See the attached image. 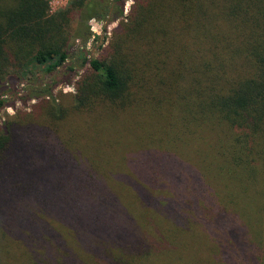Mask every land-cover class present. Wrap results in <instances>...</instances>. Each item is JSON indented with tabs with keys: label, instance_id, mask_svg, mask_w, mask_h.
Returning a JSON list of instances; mask_svg holds the SVG:
<instances>
[{
	"label": "trees",
	"instance_id": "16d2710c",
	"mask_svg": "<svg viewBox=\"0 0 264 264\" xmlns=\"http://www.w3.org/2000/svg\"><path fill=\"white\" fill-rule=\"evenodd\" d=\"M124 6L0 0V264H264V0Z\"/></svg>",
	"mask_w": 264,
	"mask_h": 264
},
{
	"label": "rangeland",
	"instance_id": "374dc122",
	"mask_svg": "<svg viewBox=\"0 0 264 264\" xmlns=\"http://www.w3.org/2000/svg\"><path fill=\"white\" fill-rule=\"evenodd\" d=\"M69 0H50V5L52 10H56L58 8L64 7L67 5ZM107 24V23H106ZM116 25V22H113L111 24L108 25L107 30L109 33H107L108 36H110L112 29L114 28V26ZM98 33L95 34H100V36H103V32L101 31V27L97 29ZM94 33V32H93ZM78 40H76L77 43ZM89 45V50H90V54L92 55H96L98 53L97 51V46L99 45V42H97L96 44H94V42H90L88 43ZM74 91L72 86H66V87H57L54 90V93L58 92H62V93H72ZM13 104L12 106H2L0 107V125L2 123H4V120L7 117H13L15 113H17L18 111H23V112H29L31 110V105L36 101V100H32L29 99L26 102L25 101H21L20 99H11ZM7 100L5 102V104H7ZM131 139V137L129 138ZM115 149L117 150V155H116V159L120 160V155L122 153L121 148H123V144L119 143L117 146H114ZM121 147V148H120ZM125 148V147H124Z\"/></svg>",
	"mask_w": 264,
	"mask_h": 264
},
{
	"label": "built area",
	"instance_id": "2783aa9c",
	"mask_svg": "<svg viewBox=\"0 0 264 264\" xmlns=\"http://www.w3.org/2000/svg\"><path fill=\"white\" fill-rule=\"evenodd\" d=\"M131 3L132 0H125L124 13H127ZM89 26L94 34L98 33L97 29L101 27L100 23L98 21H95L94 19H91L89 21Z\"/></svg>",
	"mask_w": 264,
	"mask_h": 264
},
{
	"label": "water",
	"instance_id": "95a60500",
	"mask_svg": "<svg viewBox=\"0 0 264 264\" xmlns=\"http://www.w3.org/2000/svg\"><path fill=\"white\" fill-rule=\"evenodd\" d=\"M107 23V22H106Z\"/></svg>",
	"mask_w": 264,
	"mask_h": 264
}]
</instances>
